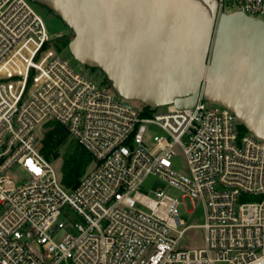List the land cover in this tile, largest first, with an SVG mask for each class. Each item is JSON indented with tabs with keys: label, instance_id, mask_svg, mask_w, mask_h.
<instances>
[{
	"label": "built area",
	"instance_id": "1",
	"mask_svg": "<svg viewBox=\"0 0 264 264\" xmlns=\"http://www.w3.org/2000/svg\"><path fill=\"white\" fill-rule=\"evenodd\" d=\"M214 1L218 15L264 20V0ZM55 38L31 0H0V264H264V140L202 91L146 113L75 70ZM51 120L92 156L72 189L40 151ZM150 177L184 192L190 213L204 205L205 246L180 245V200L151 196Z\"/></svg>",
	"mask_w": 264,
	"mask_h": 264
},
{
	"label": "water",
	"instance_id": "2",
	"mask_svg": "<svg viewBox=\"0 0 264 264\" xmlns=\"http://www.w3.org/2000/svg\"><path fill=\"white\" fill-rule=\"evenodd\" d=\"M73 31L70 51L152 108L229 107L264 140V20L214 0H34Z\"/></svg>",
	"mask_w": 264,
	"mask_h": 264
},
{
	"label": "rangeland",
	"instance_id": "3",
	"mask_svg": "<svg viewBox=\"0 0 264 264\" xmlns=\"http://www.w3.org/2000/svg\"><path fill=\"white\" fill-rule=\"evenodd\" d=\"M34 6L36 10L41 14L43 17L45 24L50 32L51 35L54 37H59L65 34H71L73 36L72 29L65 24L60 17H58L52 10H50L48 7L43 5L40 2L33 1ZM54 42V41H53ZM61 56L63 59H65L75 70L79 72L85 73L87 76L91 77L95 82L100 83L103 79H105L104 73L100 69H96L95 71H92L90 67L80 62L70 51L69 45L64 48V50L61 52ZM115 95L118 99L123 100L125 102H128L135 106L136 108H141L143 106V102L138 99H130L122 97L121 95H118L116 91ZM165 107H162L160 110H164ZM45 131V124L42 128V136ZM154 132H159V130L155 129ZM54 164L57 167L61 166L62 158L61 156L55 158H50ZM174 164L176 169L179 171L186 172L187 170V163L185 155L181 150L177 151L176 159L174 160ZM91 165L89 166V168ZM88 168V169H89ZM17 176L21 178L26 177V173L24 170L19 169L17 171ZM144 188L148 191V193L151 196H154V191L157 190H163L165 193L172 195L174 197H177L180 200L179 205V211L180 216L184 220L186 225H191L185 232L184 236L180 240V245L184 248H200L205 246V230L201 226L205 222V210L204 205L195 200V208L193 212H189L187 210L186 206V200L184 199V192H182L180 189L170 185L167 181L162 180L157 177H150L147 179V181L144 183Z\"/></svg>",
	"mask_w": 264,
	"mask_h": 264
},
{
	"label": "trees",
	"instance_id": "4",
	"mask_svg": "<svg viewBox=\"0 0 264 264\" xmlns=\"http://www.w3.org/2000/svg\"><path fill=\"white\" fill-rule=\"evenodd\" d=\"M72 38L71 34L56 37L54 43L58 51L62 52L69 45ZM88 67L92 71L99 69L92 65H88ZM105 79H108L106 75ZM145 111L151 113L155 111V108L145 105ZM239 127L242 133L249 132L242 123L239 124ZM40 151L48 159L61 156L62 182L69 189L75 188L79 184L81 177L87 172L92 162L90 153L70 135L67 127L53 120L45 123Z\"/></svg>",
	"mask_w": 264,
	"mask_h": 264
}]
</instances>
